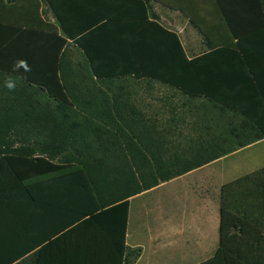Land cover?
Returning <instances> with one entry per match:
<instances>
[{
  "label": "trees",
  "instance_id": "16d2710c",
  "mask_svg": "<svg viewBox=\"0 0 264 264\" xmlns=\"http://www.w3.org/2000/svg\"><path fill=\"white\" fill-rule=\"evenodd\" d=\"M42 1L48 3L58 27L44 23L40 0H0V81L6 75L18 79L15 92L0 87V166L3 168L4 161H32L34 155H39L35 161L46 162L44 155L53 160V156L66 149L73 150L69 156L93 161L94 164L84 169V185L86 194L90 193L98 205L86 210L83 223L91 225L98 218H112L109 225L112 230L117 226L120 233L119 239L113 240L119 249L116 264H135L142 249L126 245L130 197L264 139V119L256 117L264 111V89L253 79L251 100H257L253 111L239 110L222 102L226 99L208 85L205 72V62L213 55L189 60L179 36L160 24L152 4L177 9L189 18V0H100L103 2L97 8L98 13L91 19L88 15L86 21L81 20L82 9L77 0ZM211 1L219 15L217 29L221 26L220 17L224 19L225 39H219L218 46H214L205 25L193 20L191 23L207 40L211 53L228 49L240 52L239 15L248 12L253 18H264V0ZM204 2L196 0L197 5L203 6ZM135 12L153 28L149 52H155L164 40L174 60L179 55L178 70L97 71L95 57L81 38L105 19L124 25L131 18L130 13ZM9 17L19 23L9 24L2 19ZM17 35L21 38V44L15 45L21 52L19 59L28 62L30 72L13 70L16 61L10 53ZM69 44L79 50L81 60L74 63L68 59ZM239 60L253 77L246 56L240 53ZM144 82H158L183 95L207 99L234 112L241 123L238 129H231L229 137L237 146L211 153L204 148L203 136L197 135L193 141L202 147L191 148L189 152L165 150L166 139L158 132L157 120L142 119L135 103L139 99L135 88ZM30 133L34 136L33 145L45 149L28 151ZM16 143L23 148L11 151ZM107 160L115 161V167L104 166ZM219 233L217 252L200 264H264V168L222 186Z\"/></svg>",
  "mask_w": 264,
  "mask_h": 264
},
{
  "label": "crops",
  "instance_id": "0c3cea01",
  "mask_svg": "<svg viewBox=\"0 0 264 264\" xmlns=\"http://www.w3.org/2000/svg\"><path fill=\"white\" fill-rule=\"evenodd\" d=\"M77 2L82 9L81 20L86 21L88 15L90 19L95 17L97 8L103 1ZM189 2V18L177 9L156 2L152 4L160 24L179 36L189 60L204 54L213 55L205 62V72L208 85L226 99L222 102L239 110L253 111L257 106V100H251L254 97L253 79H257L264 89V18H253L248 12L241 13L237 28L242 36V50L238 52L233 49H216L217 51L211 53L207 40L191 20L196 24H204L211 43L218 46V40L226 37L224 19L220 17L221 26L217 29L219 15L214 2L205 0L203 6H198L196 0L194 4L192 0ZM86 5L90 7L87 8ZM239 5L245 7L244 4ZM40 13L45 24L58 27L48 3L42 0ZM128 17L131 18L127 19L124 25L105 19L90 33L84 34L83 38L79 37L84 39L85 47L95 57L97 71L105 73L178 70L179 55L174 60V55L164 40L155 52L150 53L148 44L153 28L142 21L137 12L130 13ZM2 19L9 24L19 23L13 17ZM148 20L151 21L150 18ZM12 42L14 48L11 49L10 56L17 61L21 58V52L15 45L21 44L20 35L15 36ZM240 53L246 56L250 67L253 68V77L250 76L246 65L239 63ZM67 54L68 59L74 63L82 59L73 44L67 46ZM76 66L80 69L79 65ZM170 89L174 93H180ZM180 94L184 100H174L172 97L168 100H135L142 119L157 120L158 132L166 139L163 145L165 150L189 152L191 148L202 147L193 141L197 135L203 136L204 148L211 153L228 151L237 146V142L230 139L229 132L233 128H239V116L207 99ZM256 117L262 121L264 111ZM29 136H32L28 146L26 145L29 152L45 149L34 146V136L31 133ZM262 146L264 139L236 148L232 153L211 163L130 197L126 245L142 249L141 257L135 264L141 263L144 254L143 240L138 232L131 230L130 224L133 204L137 200H140L139 208L146 209L145 216L149 217L150 221V215L158 213L157 219H153L157 227L167 220L165 216L170 217L178 211L180 201L183 200L185 212L182 217L180 218L179 214L167 220L168 231L172 234L170 238L184 239L190 250L189 255L196 259L193 264H200L212 258L219 246L216 251L212 244L207 246L209 238L203 234L204 231L207 233L205 225L217 224L214 227H217V231L220 229L221 188L264 168ZM260 147L263 151L260 150L253 160L240 164L237 161L230 163L231 158L243 152L254 150L256 154ZM19 148L23 147L16 143L11 147V151ZM66 150L53 156V160L44 155L46 162L35 161L39 155H34L32 161H4L3 168L0 166V264H116L119 249L113 240L119 239L120 233L116 225L114 230L109 225L112 218H98L97 223L91 225L83 223L86 210L98 205L90 193L86 194L84 185V169L94 162L78 155L69 156L73 154V150ZM115 164V161L107 160L104 166L110 168L115 167ZM245 168H248L245 173L230 177V174L241 172L238 170ZM162 197L170 198L167 205L163 203ZM163 204L172 210L171 214L165 213L167 208ZM137 212L138 216L141 211L138 209ZM155 240L158 241L159 238L152 239ZM208 247H214L213 253L212 250L210 254L207 253Z\"/></svg>",
  "mask_w": 264,
  "mask_h": 264
},
{
  "label": "rangeland",
  "instance_id": "374dc122",
  "mask_svg": "<svg viewBox=\"0 0 264 264\" xmlns=\"http://www.w3.org/2000/svg\"><path fill=\"white\" fill-rule=\"evenodd\" d=\"M174 4H176V2H174ZM135 90L138 93V100H168L170 97L174 98V100H184L183 96L180 93H174L172 89L158 83L149 84L147 82H144L136 87ZM262 148H264V146H262ZM262 148H258L259 151L256 154H254V150L243 152L240 155L231 158L230 163L237 161L238 164H240L244 163L243 161L253 160V157H256L257 154L260 153V150L261 152L263 151ZM247 169L248 168H245L244 170H238L241 172L232 173L230 174V177L239 173H245ZM169 199L163 198V203L167 205V203H169ZM166 205L163 204V206L167 208L165 213L171 214L172 210H169V207ZM139 207L140 200H137L133 204L130 224L131 230L133 229L134 231L138 232L139 237L143 240L142 246L144 254L140 264H193V261H196V259L189 255L190 250L184 239L181 238V240H172L170 238L172 234L170 231H168V225H166L168 223L167 220H170L168 218L177 217L179 216V214L180 218L182 217L181 215L183 214V212H185V203L183 202V200L180 201V207L178 206V211H176L175 214L170 217L165 216V219L167 220H165V222L161 224L160 227H157V225L153 223V219H157L158 213L150 215V219L152 221L151 222L148 219L149 217L146 218L145 216V214L147 213L145 212L146 209H142ZM138 209L141 212H139L140 214L137 216ZM215 225L217 226V224H214L213 226L205 225L204 229L207 230V233L204 231L203 236L205 235L209 238L207 246L212 244L215 247L216 251L219 246L220 235L219 231H217V227H214ZM150 230H152V232H150ZM153 238H159V240L152 241ZM213 249L212 247H208L207 253L210 254L211 250L213 253Z\"/></svg>",
  "mask_w": 264,
  "mask_h": 264
},
{
  "label": "clouds",
  "instance_id": "9594fccd",
  "mask_svg": "<svg viewBox=\"0 0 264 264\" xmlns=\"http://www.w3.org/2000/svg\"><path fill=\"white\" fill-rule=\"evenodd\" d=\"M23 69L25 72H30L31 67L28 62L23 59H18L13 65V70L19 72ZM18 86V79L11 75H6L2 81H0V87L7 89L8 92H15Z\"/></svg>",
  "mask_w": 264,
  "mask_h": 264
}]
</instances>
